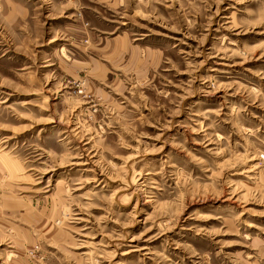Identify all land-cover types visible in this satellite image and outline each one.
<instances>
[{
    "label": "rangeland",
    "instance_id": "374dc122",
    "mask_svg": "<svg viewBox=\"0 0 264 264\" xmlns=\"http://www.w3.org/2000/svg\"><path fill=\"white\" fill-rule=\"evenodd\" d=\"M0 264H264V0H0Z\"/></svg>",
    "mask_w": 264,
    "mask_h": 264
}]
</instances>
